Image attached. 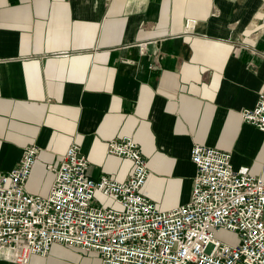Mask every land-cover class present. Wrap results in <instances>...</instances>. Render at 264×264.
Listing matches in <instances>:
<instances>
[{
  "label": "crops",
  "instance_id": "obj_1",
  "mask_svg": "<svg viewBox=\"0 0 264 264\" xmlns=\"http://www.w3.org/2000/svg\"><path fill=\"white\" fill-rule=\"evenodd\" d=\"M260 95L264 0H0V174L39 147L31 194H48L47 166L73 144L91 178L125 181L132 162L107 153L125 136L148 163L142 193L162 210L190 199L196 144L264 178V133L241 116ZM29 264L100 259L55 244Z\"/></svg>",
  "mask_w": 264,
  "mask_h": 264
},
{
  "label": "built area",
  "instance_id": "obj_2",
  "mask_svg": "<svg viewBox=\"0 0 264 264\" xmlns=\"http://www.w3.org/2000/svg\"><path fill=\"white\" fill-rule=\"evenodd\" d=\"M186 26L193 31L195 21ZM241 116L264 133V95ZM39 153L26 147L19 165L0 174L1 260L29 264L57 244L95 253L100 264H264V178L235 168L229 152L194 145L190 199L171 210L142 193L150 170L131 137L107 144L109 155L133 164L125 181L91 178L87 157L73 144L58 167L47 166L55 178L46 196L26 189ZM220 231L237 234L238 243L216 239Z\"/></svg>",
  "mask_w": 264,
  "mask_h": 264
},
{
  "label": "rangeland",
  "instance_id": "obj_3",
  "mask_svg": "<svg viewBox=\"0 0 264 264\" xmlns=\"http://www.w3.org/2000/svg\"><path fill=\"white\" fill-rule=\"evenodd\" d=\"M97 199L100 201V204H107L108 200L105 197L97 195ZM110 206L115 207V205L112 202H110ZM215 238L230 245H236L239 240L237 234L228 231L217 232ZM210 251H211V247L208 249V252Z\"/></svg>",
  "mask_w": 264,
  "mask_h": 264
}]
</instances>
